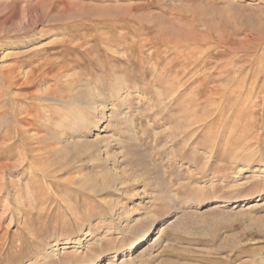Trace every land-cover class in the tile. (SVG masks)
I'll use <instances>...</instances> for the list:
<instances>
[{
    "label": "rangeland",
    "instance_id": "374dc122",
    "mask_svg": "<svg viewBox=\"0 0 264 264\" xmlns=\"http://www.w3.org/2000/svg\"><path fill=\"white\" fill-rule=\"evenodd\" d=\"M0 264H264V0H0Z\"/></svg>",
    "mask_w": 264,
    "mask_h": 264
},
{
    "label": "bare ground",
    "instance_id": "6f19581e",
    "mask_svg": "<svg viewBox=\"0 0 264 264\" xmlns=\"http://www.w3.org/2000/svg\"><path fill=\"white\" fill-rule=\"evenodd\" d=\"M142 17V16H141Z\"/></svg>",
    "mask_w": 264,
    "mask_h": 264
}]
</instances>
